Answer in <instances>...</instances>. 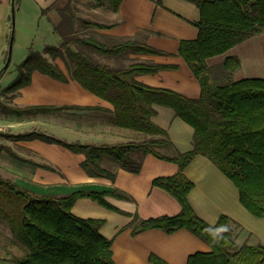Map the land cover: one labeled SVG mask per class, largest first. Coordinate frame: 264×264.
Returning a JSON list of instances; mask_svg holds the SVG:
<instances>
[{"label": "trees", "instance_id": "obj_1", "mask_svg": "<svg viewBox=\"0 0 264 264\" xmlns=\"http://www.w3.org/2000/svg\"><path fill=\"white\" fill-rule=\"evenodd\" d=\"M89 1L92 10L104 8L113 13L118 12L122 2ZM185 1L194 4L199 11V20L193 23L197 37L181 40L177 55L185 61L199 84L197 98L150 87L136 79L139 75L170 70L175 66L132 62L125 67H115L95 61L92 58L95 53L121 58L130 54H165L135 40H124L113 46L99 42L92 32L111 25L80 19L71 0H67L63 7L55 8L59 18L52 24V32L60 44L45 46L42 52L29 50L24 61L17 66L15 79L2 89L1 94L13 96L28 86L35 71L60 82H68V77L55 62L61 60L69 79L113 107L112 125L142 134L144 138L113 145H95L67 143L39 132L7 137L15 141L38 139L82 154L85 159L81 167L90 177L114 179L115 174L101 166L104 158L131 173L140 170L142 157L147 154L175 163L178 172L154 178L151 185L173 197L180 206L179 212L142 220L133 216L131 235L150 229H159L167 234L185 229L210 249L209 252L189 256L187 264H264V245L239 246L232 238L228 217L221 216L215 225H210L196 215L188 201L194 185L184 175L185 167L196 156L206 157L236 186L239 202L248 213L264 218V79H228L219 83L213 81L211 68L206 63L208 59L223 55L264 33V0ZM157 4H161V0ZM51 6L42 13H47ZM239 67L240 61L235 56L226 57L221 64L227 73L225 75L234 73ZM156 105L171 109L175 117L193 129L191 150L183 153L172 150L166 131L152 121ZM61 109L94 108L2 107L6 114L18 117ZM166 150H170V154L162 152ZM1 151L11 154L6 147ZM107 197L128 199L117 190H77L65 196L37 195L0 174V221L8 226L12 236L27 251L16 259V264H114L112 240L99 232L104 220L80 218L71 211L77 199L89 198L108 210L121 212L108 203ZM150 261L167 264L156 256H150Z\"/></svg>", "mask_w": 264, "mask_h": 264}, {"label": "crops", "instance_id": "obj_2", "mask_svg": "<svg viewBox=\"0 0 264 264\" xmlns=\"http://www.w3.org/2000/svg\"><path fill=\"white\" fill-rule=\"evenodd\" d=\"M56 0H29L25 18L16 13V26H30L38 17L50 12L42 10ZM122 0L117 13L96 8L92 13L101 15L111 27L95 29L92 34L101 43L113 46L124 40H135L162 51L165 55L130 54L126 57H106L97 53L92 58L111 66H127L132 62H149L172 65L174 69L160 70L137 76V81L154 88L178 92L188 98H197L200 87L185 61L177 55L181 40H193L199 20L196 6L185 0ZM14 0H0V63L4 60L7 43V21ZM32 3V4H31ZM21 7H18L20 10ZM17 10V9H16ZM13 12V9H12ZM91 33V32H90ZM254 37L244 41L225 54L206 61L213 76L227 73L221 64L228 56L240 61L238 79H264V53L260 40ZM4 46V47H3ZM260 48V51H259ZM56 64L68 77L63 83L37 71L31 75L28 86L18 90L11 100L2 103L0 97V122L5 129L0 133V149L8 148L11 154L0 152V174L11 179L20 188L37 195L65 196L77 190H117L128 199L107 197L106 200L121 212L108 210L89 198L77 199L72 213L80 218L103 219L99 232L112 240L111 252L114 264H154L150 256H156L167 264H187L189 256L209 252L208 245L185 229L167 234L150 229L131 235L133 216L138 220L172 216L179 212L178 202L165 191L152 187L154 178L168 177L178 172L175 163L156 158L151 154L142 157L137 173L121 169L116 163L102 159L101 166L115 174L113 180L90 177L82 169L85 157L73 153L58 144L44 141L12 140L8 135L39 132L61 141L95 145H113L144 136L111 124L113 107L106 101L69 79V73L61 60ZM221 73L223 75H221ZM237 80V79H236ZM2 90V89H1ZM93 107L90 110L61 109L41 112L32 116L6 114L2 107ZM152 117L155 125L166 131L174 152H187L193 146V129L175 117L174 112L163 106H154ZM135 157L138 155L135 154ZM184 175L193 183L188 201L193 211L210 225L221 216L230 220L229 229L234 242L240 245H264V218H256L240 204L238 190L210 160L196 156L184 169Z\"/></svg>", "mask_w": 264, "mask_h": 264}, {"label": "rangeland", "instance_id": "obj_3", "mask_svg": "<svg viewBox=\"0 0 264 264\" xmlns=\"http://www.w3.org/2000/svg\"><path fill=\"white\" fill-rule=\"evenodd\" d=\"M15 2V3H14ZM13 6H11L10 16L7 21V43L6 52H4V60L0 63V97L1 89L7 87L17 75V66L24 61L29 50L42 52L45 46H58L60 44L59 38L52 32V24L58 21L59 16L57 15L56 9L63 7L67 0H56L47 12L49 15L34 20L30 26L24 25L19 26L15 24L16 13H20L19 16L25 18L29 0H14ZM32 4V3H31ZM91 2L89 0H71V5L80 19H89L99 22H107L101 17L104 14L96 15L92 13L90 7ZM21 7L18 10V7ZM13 9V12H12ZM17 9V10H16ZM86 34V32H84ZM81 35H83L81 33ZM253 39L260 40L262 45L259 47L263 48L264 53V33L254 36ZM4 47V46H3ZM260 51V48H259ZM7 60H9L8 65ZM238 73H232L230 75L213 76V81L223 83L230 80H238ZM15 95V94H14ZM4 98L3 102L11 100L12 95H2ZM1 100V99H0ZM4 125V124H3ZM5 126V125H4ZM166 154H170V150L162 151ZM27 251L20 245V243L12 236L8 226L0 221V264H16V259L23 257Z\"/></svg>", "mask_w": 264, "mask_h": 264}, {"label": "built area", "instance_id": "obj_4", "mask_svg": "<svg viewBox=\"0 0 264 264\" xmlns=\"http://www.w3.org/2000/svg\"><path fill=\"white\" fill-rule=\"evenodd\" d=\"M5 129V126L0 122V133L3 132Z\"/></svg>", "mask_w": 264, "mask_h": 264}, {"label": "water", "instance_id": "obj_5", "mask_svg": "<svg viewBox=\"0 0 264 264\" xmlns=\"http://www.w3.org/2000/svg\"><path fill=\"white\" fill-rule=\"evenodd\" d=\"M8 63H9V60H7V64L6 65H8Z\"/></svg>", "mask_w": 264, "mask_h": 264}]
</instances>
